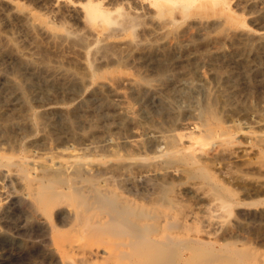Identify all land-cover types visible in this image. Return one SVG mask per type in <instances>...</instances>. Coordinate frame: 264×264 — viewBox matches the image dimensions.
<instances>
[{
  "label": "bare ground",
  "instance_id": "bare-ground-1",
  "mask_svg": "<svg viewBox=\"0 0 264 264\" xmlns=\"http://www.w3.org/2000/svg\"><path fill=\"white\" fill-rule=\"evenodd\" d=\"M1 1L2 0H0V3ZM36 1L39 4H41L43 7H45L47 10H49L51 16L49 17V19H47L48 17L46 18L43 15H39L41 19V24L37 25L31 21L32 18H30V16L28 15L29 13L28 14L24 13L21 15V21L23 22L24 26L30 31H35L39 29L37 31L40 32L41 29L42 31L45 30L48 35H51L52 38L61 39V42H63L62 39H64V40H68L69 42L73 41L75 45L78 44L84 47L83 49L86 50V54L88 55L87 60L90 67V71L94 78L105 77L107 76V73L110 72L106 69L101 70L97 65V64L101 65L102 63L100 64V62L102 60L107 61V63L109 64L114 63L115 64L114 72L117 73L126 72L127 70H129V68L131 67L130 63L132 61H137V62L144 61L146 63L159 62V64L156 66L147 67L145 69H142L143 64L141 65L140 68L138 67L136 68L135 66H133V68H135L136 72L139 74L140 77L139 79L148 84H151L154 79L162 82L164 80V77L169 72L175 70V66L174 67L170 65L165 66L163 62L167 61L169 63L168 59L171 60L174 58H179L180 52L183 51L184 42H187L185 44L186 45L185 49L188 50L193 48L197 51L206 52L209 51L212 47H215L214 49H216L217 47L218 49L217 52L219 54L224 56H229L234 53L233 45L236 39H240V41L241 40L244 41L245 45L252 44L254 41L258 39L264 40V25L260 27H255L256 23L254 24V21L256 20L254 7L258 2L257 0H36ZM19 7L24 8V6H20V5ZM11 8L12 7H10V9ZM58 18H60L63 21L60 22L54 21ZM7 19L8 18H6V20ZM68 19L76 20V26L80 24L81 27L80 28L79 26L76 27L79 29H76L75 27L74 29L69 27L67 25ZM17 20L15 21L16 23ZM8 22H12V21H8ZM77 22L79 23L78 25ZM3 26L4 25H2V27ZM19 30L21 31V29ZM24 30L25 28H23V31ZM22 35L23 34H21V36ZM36 37L39 38V36ZM13 38L15 37L13 36ZM43 40L44 42L46 41V39ZM58 41L59 40H57V42ZM238 41L236 40V42ZM57 42H52V43L57 44ZM61 42L60 41L58 42L60 43L59 45L62 44ZM32 43H33V39H32ZM236 45L238 44H235V47L238 48L239 45L238 46ZM251 46L250 49H252ZM31 53L32 52H30L29 54L31 55ZM35 53L33 52V54ZM48 53L50 54V52ZM36 54H38V52ZM23 55H25V53ZM42 56H44V54ZM35 57L36 56H34V60ZM41 57H39L40 60ZM58 58L57 60H61L60 56ZM28 60L32 61V59H28ZM40 60L39 63H41ZM64 60L65 59H63V61ZM78 60H80V58ZM97 60L99 61L101 60V61L97 63ZM222 60L224 61L223 58ZM250 60L251 59L249 57V61ZM45 61H43L44 63L39 64L41 69L43 66L42 64L46 65ZM105 61H103V63ZM191 61L190 63H192ZM215 61L217 62V60ZM221 61L218 63H221ZM63 63H66V61ZM139 63L141 64V62ZM68 64L66 63L65 65L68 66ZM57 66L56 69H59ZM192 67H194V65ZM192 67H190L189 69H193ZM48 68L46 70H48ZM56 69L54 68V70ZM82 70L80 72H83ZM43 71L41 70V72ZM216 72H219L218 68L216 69ZM74 76L76 75L74 74ZM111 80L113 82L114 79ZM132 80L130 82L134 83L137 81V80L136 81H132ZM120 81L121 80H119L118 82ZM114 82L113 84H115ZM155 85L153 84V86ZM136 87L134 86V88ZM219 90H221V88ZM165 94L167 95V92ZM206 94L203 99L201 98V103L199 104V111L197 112L196 116H194L196 117L197 120L192 119L193 122L191 123L189 122L188 124H185L183 126L181 125L182 126L181 130L176 128L177 126H179L178 123L177 126L174 125L176 130L178 129L179 131H177V133L169 132V133H173L171 136L172 138H169L170 136L167 137L169 138V140L165 144H162L160 142L159 143L155 142L156 144L154 143L153 145H149L150 143L148 144L146 140H142V141L137 140L138 137L136 135L135 136L137 139L134 136L133 137L135 139L132 138L130 139L129 137H124L125 135H122L124 137L122 138L123 139L122 141L111 140L110 142H107L109 141V139H111L108 137L109 139H107V141L105 139V142H107L105 145L99 143V145L101 146H107V150H104V152L107 151V153L109 151L108 146L109 147L111 146L110 148L111 150L109 151V153L110 152L111 153L108 155H103V156L91 155L93 154L91 151L90 155L85 154L83 152L84 154L79 153L78 155L74 156L72 160H67L65 158L59 161L52 160L50 155H49V157L51 158L50 160L49 159L44 160L42 157L40 158V160L43 159L42 161H37L35 160V158L36 159L39 158L35 157L34 155L33 156L35 158H33L29 154V151L27 150L29 146L23 147V150L20 151L19 154H15L16 153L15 151H17L16 150L17 148L15 149V147H14L15 151H13L15 152L14 154L11 152H2L3 150L0 151V167L2 166L7 167L8 169L6 175L8 177L7 180H10V182L13 183L14 185H18L19 187H21L22 196L19 200H22V202L26 203L27 205L31 204L35 209V213L37 211L38 214H40V217L36 219L38 220L39 225L42 227V230L46 234H48L52 239L51 243L46 244V247L44 249H41L34 253L43 254L44 258L43 257L42 258L49 259L50 264H215V263L249 264L245 260L246 258L244 259L243 257L244 253H246V250L233 246L234 244L231 245L227 243L225 245L222 244L209 245L199 238L190 237L187 234H185L186 233L185 231L189 229L201 228V226L195 224V222L191 223V221H202L206 219L207 208L204 210L201 207L199 208L196 206L197 203L198 204L200 203L199 205L204 206V208L206 207V203H207L206 183L208 187H210V189L213 190V193H211L207 197L208 201L216 202L218 211L221 210V216L227 217L226 215L230 214L232 210L236 208L237 205H241V204L261 205L262 203H264V179L263 182H259L257 184L251 183L252 181L247 182L246 180L238 181V184L243 190L242 193L239 194L233 188L227 186L226 183L220 181L216 177L215 173L211 170L209 165L211 163L213 164L215 162L217 163L218 160L220 161L222 156H224V153L227 150H229L230 144H233L235 141H237V133L240 132L242 135L244 134L243 136H245L246 134L247 137V131L243 130L244 127L242 128V126L240 127L237 126L236 124L232 126L226 125L225 120L223 119V116L221 114V111L218 108L219 103L217 104L218 102L217 97L214 99H210L206 103V96H208ZM215 94L217 93L215 92ZM183 96H181V98ZM198 98L197 101L200 100ZM190 104L192 106L191 102L189 103V105ZM225 104L226 103H224V105ZM76 105H79V103H77ZM173 106L176 105L173 104ZM168 110H170V108H168ZM63 114L65 115V113ZM159 114L156 115L159 116ZM41 115L42 114H40L39 117ZM48 115L49 113L47 114V116ZM42 118H45V116L44 117L42 116ZM71 118L73 120L74 117ZM167 121L169 122V119ZM172 121L178 122V117L173 118ZM104 122H102L103 125L105 124ZM123 122L121 124H125ZM256 122L259 123L261 122V123L259 124L260 125V129H258L259 133L254 135V140H253L254 145L257 147V153L255 155V159L257 160L258 166L256 167L255 171L258 173V175L260 176L262 175L264 177V114ZM150 123L152 124V122ZM191 124H193V126H191ZM95 125H96L95 127H97V123ZM107 125H105L106 128ZM106 128L104 129L105 131ZM73 135H71L70 133V136L73 137ZM55 136L54 138L57 139V137ZM107 136L108 135H106V137ZM94 137L96 138L98 136L94 135ZM73 138H76L75 140L78 139L77 137H73ZM147 140H151L150 137ZM163 141H165V139ZM1 142L4 143L3 141ZM7 142L10 143V141ZM246 144L248 145V143ZM130 145L137 146L138 149L139 148L142 149V152L144 153L136 156V153L140 151L137 152L134 151L133 147L132 149L131 147H129ZM135 148L136 147H134V149ZM8 149L10 148L8 147ZM90 149L88 150L87 148L85 151L87 150L90 151ZM100 149H98L99 151L96 152L97 154L101 152ZM103 149L104 148H102V150ZM67 151L69 152L70 150L68 149ZM230 152L231 150L228 151V154ZM230 154L228 156H232ZM243 156L244 155L242 154V157ZM219 161L218 163H220ZM248 171L251 170L250 169L245 170L244 168V172H248ZM241 173L244 174L243 172ZM1 179L2 178H0V180ZM7 194L6 195H4V193L0 194L1 218L4 212H6L3 206H5L6 203L9 204L12 201L14 202V196ZM189 194L194 196L196 198V201L190 200L191 202L189 203L188 198L182 196L185 195L186 197H188L187 195ZM184 200H186L187 203H185ZM214 209H212V211ZM22 210L23 209H21V211ZM6 218L7 216L5 217V219ZM43 241H46V239ZM227 252H230L233 256H236L235 258H237V260L230 262L226 257ZM47 262L45 264H47ZM17 263L25 264L23 260L20 258L18 259ZM29 263L33 264L31 262Z\"/></svg>",
  "mask_w": 264,
  "mask_h": 264
},
{
  "label": "rangeland",
  "instance_id": "rangeland-1",
  "mask_svg": "<svg viewBox=\"0 0 264 264\" xmlns=\"http://www.w3.org/2000/svg\"><path fill=\"white\" fill-rule=\"evenodd\" d=\"M257 1L258 2L256 3V5L254 7L255 16H256L255 17L256 20L254 21V24L256 23L255 27H260V26L264 25V14H262V13H264V7H263L264 2H263V0L262 1L257 0ZM33 2H35V3H33ZM9 4L12 6H10ZM19 5L24 6V8H22V7L20 8ZM0 6H1L0 9L2 10V11L0 10V12H1L0 13V19L1 18L3 19V20L2 19L0 20V48H2V49H0V122H1L0 123V125H1L0 126V135L2 136V137L0 136V143H2L1 141L4 142V143L0 144V146H1L0 149L2 148L0 151L3 150L2 152H11L13 154L16 152L15 154H19L20 151L23 150V147L29 146L27 148V150L29 151V154L33 158H35V157L39 158V159L35 158V160L42 161L43 159L44 160H48V159L50 160L52 158V160H54V161H59L61 159H65V158L67 160H72L74 158V156L78 155L79 153H81V154L85 153V154L90 155L91 151L93 153L91 155H98V156L108 155L111 153V152L109 153V151L111 150L110 149L111 146L110 147L108 146L109 151L107 153V151L104 152V150H107V146H101V145H99V143L102 145H105L107 142H110L111 140L122 141L123 140L122 138H124V137H129L130 139L131 138L135 139L137 136L138 137V139L136 138L137 140H140V141L146 140L148 142V144L150 143L149 145H153L155 142L156 143L160 142L162 144H165L168 142L169 138H172L171 136L173 133H175V132L177 133V131H179L178 129H180V130L182 129L183 125L188 124L189 122L190 123L193 122L192 119L197 120L196 117H194V116H196L197 112L199 111V104L201 103V98L203 99L205 97V94L207 93L206 95H208V96H206V103L210 99H214L217 97V99H218L217 104L219 103L218 108L221 111V114L223 116V119L225 120L226 125L232 126V125L236 124L237 126H240V127L242 126V128L244 127L245 129L243 128V130L247 131V137H246V134H245V136H243L244 134L242 135L240 132L237 133V141H235L233 144H230L229 150H227L224 153V156H222L223 159L221 158L222 162L220 159V161L218 160L220 163H218V161H217V163L215 162L214 164L211 163L209 165L211 170L215 173L216 177L220 181L226 183L227 186L233 188L239 194L242 193L243 190L241 189L240 185L238 184V181L246 180L247 182L252 181L251 183H256V184L259 182H263L264 177L262 175L261 176L258 175V173L255 171L256 167L258 166L257 160L255 159V155L257 153V147L254 145L253 140H254V135L259 133L258 129H260L259 124L261 123V122L259 123L256 121H258L260 119V117L264 114V104H263L264 103V48H263L264 47V40L258 39L256 41H254L252 44H249L250 46L252 45L251 46L252 49H250V46L245 45L244 41H242V40L240 41V39H236L237 41L239 40L240 42L239 41L236 42V40H235L234 45H233L235 54L233 53L232 55H229V56H224V55L219 54L217 52L218 51L217 47H216V49H214L215 47H212L213 49L211 48L209 51H206V52L197 51L193 48L188 50V49H185L186 48L185 44L187 42H184L183 51L180 52L179 58H174L171 60L168 59L169 63H172V64H169L167 61L163 62L165 66H167V65H170L173 67L175 66V70L169 72L167 74L168 76L166 75L164 77L165 81L163 80L162 81L163 83L161 81H157L155 79L154 80L156 82L153 80L151 84L145 83L139 79L140 78L139 74L136 72L135 68H133V66H135L136 68L137 67L140 68L141 65L143 64L142 69H145V68L150 67V66L151 67L156 66L159 64V62H153V63L147 62L146 63L144 61H139V62H141V64H140L137 61H132L130 63V66L132 67V69L130 67L129 70H127L126 72L117 73V72H114V69H115L114 63L109 64L105 60H102V61L100 60L101 62L99 60H97V63H99V62H100V64L102 63L101 64L102 66L97 64L101 70L106 69V70L110 71L107 73V76L109 77V79L107 76L100 77V78H94L91 74V71H90V67H89L88 60H87L88 55L86 54V50L83 49L84 47H82L78 44L75 45V43L71 40H70L71 42H69L68 40L62 39L63 42H61V39L52 38L51 35H48L45 30L42 31V29H41L40 32L37 31L39 29H37L35 31H30L29 29H27L24 26L23 22L21 21V15L24 13H26V14L29 13L28 15L30 16V18H32L31 21L37 25L41 24V19H40L39 15H43L46 18L48 17L47 19H49V17L51 16L50 11L47 10L45 7H43L41 4H39L36 0H2L0 3ZM9 6L12 8L10 9ZM7 9H9V10H7ZM4 10H5V12H4ZM30 10H31V12H30ZM17 15H18V18H17ZM6 16H8V17H6ZM6 18H8V19L6 20ZM16 20H17V23L15 22ZM69 20L70 19L67 20V25L69 27H71L73 29H74V27L75 28L78 26H79V28L81 27V25L78 22H77V25L78 24L79 25L76 26V20H74V19H71L72 21L71 20L69 21ZM8 21H12V22H8ZM54 21L60 22L63 20L58 18ZM70 24H71V26H70ZM2 25H4V26L2 27ZM12 25H13V27H12ZM21 26H23V27H21ZM23 28H25V30H24L25 32L23 31ZM79 28H76V29H79ZM8 29H9V31H8ZM14 29H16V30H14ZM19 29H21L22 32ZM21 34H23V35L26 34V35L21 36ZM42 34H43V36H42ZM13 36L15 38H13ZM33 36L35 37V39ZM36 36H39V38ZM16 37H17V39H16ZM18 37H20V38H18ZM37 38L40 40V42ZM14 39H16V40H14ZM32 39H33V43H32ZM43 39H46L47 42L46 41L44 42ZM57 40H59L62 44L59 45L60 43H58L59 41L57 42ZM51 41L57 42V44L56 43L54 44ZM49 43L51 46L49 45ZM71 43H72V45H71ZM235 44L239 45V46L236 45V46H238V48L235 47ZM241 44L243 46L245 45L246 47L245 46L243 47ZM71 46H73V47H71ZM8 47H10V48H8ZM61 47H62V49H61ZM17 48L19 51L17 50ZM70 48H72V49H70ZM73 48L76 50H74ZM78 48H80V49H78ZM43 50L47 51V52H44ZM54 50L55 51L58 50V51L55 52ZM23 51H25V52H23ZM39 51H41L42 55L44 54V56H42L41 52H39ZM30 52H32L31 55L29 54ZM33 52L34 53L38 52L39 55L36 53L33 54ZM48 52H50L51 55ZM24 53H25V55H23ZM56 53L59 54L61 60H57V58L59 56ZM82 53H84L85 56ZM204 53H206V54H204ZM32 55L38 57V58L35 57V60H37V61L34 60V56H32ZM49 55L52 57H50ZM56 55H57V58H56ZM202 55H203V57H202ZM242 56H243V58H242ZM39 57H41V60ZM182 57L185 59H183ZM249 57L251 59L250 61H249ZM47 58H48V60H47ZM79 58H80V60H78ZM222 58L224 59V61L222 60ZM28 59H32L33 64H32V61H30ZM63 59H65V60L63 61ZM39 60L41 63H44L43 61H45L46 62L45 64L47 66L42 64L43 66L41 65L42 66V69H41V67L39 65L41 63H39ZM215 60H217V62ZM62 61L63 62L66 61V63L67 64L69 63L70 66H69V64H68V66L65 65L66 63H63ZM82 61H83V64H82ZM103 61H105L104 62L105 64L103 63ZM190 61L193 64L190 63ZM195 61H197L198 64ZM210 61H211V63H210ZM220 61H221V63H218ZM21 62H23V63H21ZM29 62H31V63H29ZM175 62H176V64H175ZM85 63H87V64H85ZM57 64H58V66H57ZM139 64H140V66H139ZM184 64H185V66H184ZM219 64H220V66H219ZM49 65L51 67L53 65V67H52L53 69ZM54 65H55V67H54ZM79 65H81V66H79ZM82 65H84V66H82ZM193 65H194V67H192ZM44 66H46V67H44ZM56 66L59 69H56ZM77 66L80 68H78ZM256 66H258V67H256ZM190 67H192L193 69H189ZM247 67H249V68H247ZM32 68H34V69H32ZM47 68L49 71L46 70ZM54 68L56 70H54ZM217 68L219 69V72H216ZM80 69L81 70L83 69L82 70L83 72H80L81 71ZM84 69H85L86 74L84 72ZM202 69H204V70H202ZM35 70H37V71H35ZM41 70L42 71L46 70V71L41 72ZM59 71H60V73H59ZM68 71H69V73H68ZM186 71H188V72H186ZM63 72L65 73V75ZM67 73H68V76H67ZM87 73L90 75V77ZM193 73H194V75H193ZM22 74H23V76H22ZM53 74H55L57 76H55ZM74 74L76 76H74ZM175 74H177V75H175ZM86 76H88V77H86ZM122 76H124V77H122ZM19 77H20V80H19ZM154 78H156V77H154ZM111 79H114L113 82L115 81L114 82L115 84H113ZM101 80L103 81V83ZM119 80H121V81L118 82ZM131 80L132 81L137 80V81L133 83V82H130ZM203 80H205V81H203ZM249 81H250V83H249ZM106 83H107V85H106ZM136 83H138V84H136ZM153 84L154 85L156 84V85L153 86ZM192 84H194V85H192ZM22 85H23V87H22ZM134 86L135 87L137 86V87L134 88ZM146 86H148V87H146ZM160 87H162V88H160ZM261 87H262V89H261ZM220 88H221V90H219ZM180 89H182V90H180ZM212 90H213V92H212ZM137 91H139V92H137ZM166 92H167V95L165 94ZM215 92L217 94H215ZM178 93L181 95H179ZM177 95H179V96H177ZM181 96H183V97L181 98ZM178 97H180V98H178ZM185 97H186V99H185ZM191 97L194 99H192ZM197 98L200 100L197 101ZM164 99L166 100V102ZM195 99H196V101H195ZM171 100H172V102H171ZM190 102L192 103V106H191V104L189 105ZM77 103H79V105H76ZM166 103L170 106H168ZM171 103L175 104L176 106H173V104H171ZM224 103H226V104L224 105ZM179 104H181V105H179ZM227 104H229V105H227ZM15 107H17V108H15ZM74 107H75V110H74ZM182 107L183 108L186 107V108L183 109ZM163 108H165V109H163ZM168 108H170V110H168ZM181 108H182V110H181ZM163 110L164 111L166 110V111L164 112ZM194 110H195V112H194ZM36 111H37V113H36ZM169 111H171V112H169ZM50 112H52V113H50ZM179 112H181V113H179ZM48 113H49V115L47 116ZM63 113H65V115ZM127 113H128V115H127ZM177 113H178V115H177ZM228 113L230 114V116ZM40 114H42V115L39 117ZM99 114H100V116H99ZM156 114H159V116ZM52 115H54V116H52ZM151 115H153V116H151ZM185 115H186V117H185ZM42 116L43 117L45 116V118H42ZM70 116L74 117L73 120ZM164 116H166V117H164ZM35 117H37V118H35ZM172 117L173 118L178 117V122L172 121V119H173ZM252 117H253V119H252ZM40 118H41V120H40ZM47 118H48V120H47ZM132 118H133V120H132ZM156 118H157V120H156ZM168 119H169V122L167 121ZM184 119H185V122H184ZM44 121H45V123H44ZM102 122H104L105 124L103 125ZM122 122L125 124H121ZM150 122H152V124ZM230 122H231V124H230ZM242 122H244V123H242ZM38 123H41V124H38ZM96 123H97V127H95ZM160 123H161V126H160ZM169 123H170V125H169ZM177 123L179 124V126H177ZM238 123H239V125H238ZM156 124H158V125H156ZM166 124L168 127L166 126ZM3 125H4V127H3ZM80 125H81V127H80ZM105 125H107V128H109L110 130L107 129ZM122 125H124V126H122ZM174 125L177 126L176 127V128H178L177 130H176ZM191 126H193V124H191ZM43 127H44V129H43ZM39 128H41L43 130H41ZM78 128H79V130H78ZM105 128H106V131L104 130ZM100 130H102V131H100ZM131 130H132V132H131ZM51 132H53V133H51ZM98 132H100V133H98ZM169 132H173V133H169ZM70 133H71V135L74 134L73 137H77L78 139L75 140L76 138H73L72 136H70ZM77 133H78V135H77ZM105 134L108 136L106 137ZM53 135L54 136L57 135V136H55V137H57V139L54 138ZM94 135L98 136V137H96L97 139L94 137ZM116 135H117V137H116ZM122 135H125V136L123 137ZM119 136H120V138H119ZM108 137L111 139H109ZM149 137L151 140H147V139H149ZM155 137H156V139H155ZM167 137H169V138H167ZM98 138H99V140H98ZM105 139H106V141H107V139H109V141L105 142ZM164 139H165V141H163ZM7 141H10V143ZM248 141H250V142H248ZM238 142H240V143H238ZM246 143H248V145ZM12 144H13V146H12ZM97 145H99L100 147ZM92 146H93V149H92ZM8 147L10 149H8ZM14 147H15V149L17 148L16 149L17 151L14 150ZM86 147L88 148V150L90 148L92 150L90 149V151H88V150L85 151L87 149ZM101 147L104 149L102 150ZM129 147H131V149L133 147V150L136 152L140 151L138 153L135 152L136 156L144 153V152H142V149L139 148L140 149L139 150L137 146H131L130 145ZM134 147H136V148L134 149ZM242 147H244V148H242ZM97 148L98 149L101 148L100 151L101 152L103 151L104 153L99 152V154H97L96 152L99 151ZM68 149L70 150L69 152L67 151ZM230 150H231V152H230L231 154L230 153L229 154L232 156H228L229 155L228 151H230ZM13 151H15V152H13ZM253 151H254V154H253ZM86 152H88V153H86ZM72 153H73V155H72ZM242 154L244 155L243 157H242ZM49 155L51 158L49 157ZM68 156H70V157H68ZM42 157H43V159L40 160V158H42ZM232 157H234V158H232ZM57 158H60V159H57ZM137 158H139V157H137ZM240 158H243V159H240ZM239 160H241V161H239ZM230 161H231V163H230ZM233 167H235V168H233ZM244 168H245V170L250 169L251 171L244 172ZM7 170H8L7 167H4V166L0 167V178H2L0 180V187H1L0 194L4 193V195H6L8 193L9 195L14 196V202L12 201L13 203L11 202L9 204L6 203V205L7 204L8 205L3 206V208L5 209L7 214H6V212H4L5 215L3 214L2 218L0 217V227H1L0 228V234H1L0 235V243H1L0 244V264H6V263L7 264H14V263L18 264L17 262H18L19 258L22 259L25 264H30L29 262H31L33 264H41V263L45 264L47 261H48L47 264H50L49 259H43L44 258L43 254H39V253L35 254L34 252L39 251L41 249H44L46 247V244L51 243L52 239L48 234H46L42 230V227L39 225V222L36 219V218L40 217V214H38L37 211L35 213V209L33 208V206L31 204L27 205L26 203H23L22 200H19L22 196L21 187H19L18 185H14L13 183L10 182V180H7L8 179V177L6 176ZM234 171H236V172H234ZM241 172H243L244 174H242ZM224 177H227V178H224ZM1 181H3V182H1ZM4 182H6V183H4ZM10 191H12V192H10ZM211 193H213V190L210 189V187H208V185L206 183V202H207L206 207L204 208V206L199 205L200 203L199 204L197 203V205H196L197 207H199V208L201 207L204 210L207 208L206 209V219H204L202 221H191V223L195 222V224H198L199 226H201V228L200 229H193V228L189 229V230L185 231L186 232L185 234H187L190 237L199 238L202 241L206 242V244H209V245L210 244L225 245L227 243H229L231 245L234 244L233 246H236L238 248H242V249L246 250V253H244L243 257H244V259L246 258L245 260L249 264H264V259H263L264 258V206H263L264 203L261 204L262 206L260 204H258V205H254V204L237 205L236 208H234V210H232V212L230 214L226 215L227 217H225V216H221V210L218 211V207H217L215 201H212V202L208 201L207 197ZM182 196H184L185 198H188L189 203L191 201H196V198L194 196H192L191 194L187 195L188 197H186L185 195H182ZM138 200H140V199H138ZM184 201H185V203H187L186 200H184ZM249 202H251V201H249ZM22 205H24V206H22ZM210 207L212 209H214V208L215 209L212 211V209ZM21 209H23V210L21 211ZM243 209H244V211H243ZM215 210H217V211H215ZM239 212H241L242 214ZM215 215H217V216H215ZM6 216H7V218L5 219ZM37 225H38V227H37ZM17 226L19 229L17 228ZM233 231H235V232H233ZM228 232H229V234H228ZM254 233H256V234H254ZM45 239H46V241H43ZM247 252H249V253H247ZM256 255H258L259 257ZM260 255H262V256H260ZM38 256H39V258H38ZM252 256H253V258H252ZM226 257L230 262L237 260V258H235L236 256H233L230 252H227ZM251 259H253V260H251ZM25 260H26V262H25ZM42 260L44 263L42 262ZM255 260H257V261H255ZM215 264H235V263H215Z\"/></svg>",
  "mask_w": 264,
  "mask_h": 264
}]
</instances>
